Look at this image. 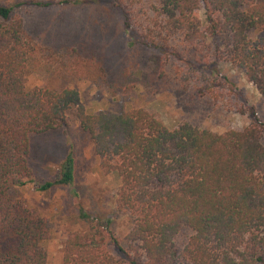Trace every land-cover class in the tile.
I'll list each match as a JSON object with an SVG mask.
<instances>
[{
    "label": "trees",
    "instance_id": "obj_1",
    "mask_svg": "<svg viewBox=\"0 0 264 264\" xmlns=\"http://www.w3.org/2000/svg\"><path fill=\"white\" fill-rule=\"evenodd\" d=\"M104 3L121 15L129 47L155 50L159 77L161 57L175 58L200 97L218 100L219 87L234 88L220 75L227 63L264 100V0H0V264H49L43 243L53 223L16 190L33 181L34 138L67 131L69 115L93 143L104 174L119 181L116 207L132 228L121 238L113 216L79 206L88 228L69 234L62 264H264V125L255 107L241 108L248 127L218 134L188 122L169 129L144 108L93 113L68 87L28 89L35 44L25 10ZM73 20L62 33L90 56L111 60L110 78L122 73L121 52L107 40L109 19L84 11ZM134 87L126 85L124 99ZM75 175L70 145L53 178L35 190L70 188ZM184 228L192 234L180 250Z\"/></svg>",
    "mask_w": 264,
    "mask_h": 264
},
{
    "label": "rangeland",
    "instance_id": "obj_2",
    "mask_svg": "<svg viewBox=\"0 0 264 264\" xmlns=\"http://www.w3.org/2000/svg\"><path fill=\"white\" fill-rule=\"evenodd\" d=\"M131 1L136 6L149 0ZM84 11L97 16L101 13L109 19L108 43L121 52L124 63L122 73L115 75L114 81L108 71L111 60L104 63L102 59L90 56V50L84 48L80 40L62 33L66 30V23L74 21L73 17L82 16ZM25 16L35 44V54L28 67V89H75L85 107L93 113L120 112L123 107L127 110L144 108L169 129L188 122L218 134L230 129L241 131L251 124V117L241 113L243 107H255L257 118L264 125V100L243 74L227 63L222 64L220 75L228 77L234 88L228 84H225V89L219 87L222 93L218 100L213 96L200 97L196 92V80H185L181 63L175 58L161 57L164 75L159 77L151 57L156 54L155 50L140 45L129 47L121 15L108 3L28 8ZM97 36L89 40L97 42ZM80 57L85 60L78 64L76 60ZM126 76L132 81L125 83L135 84L128 99H124L127 84L121 85ZM69 123L67 131L34 138L33 181L16 190L17 196L25 198L31 207L53 223L51 238L43 243L49 264L63 263L64 247L70 233L87 230V224L78 218L79 206L92 215L113 216V228L121 238L132 228L131 218L119 213L116 207L119 181L114 175L104 174L93 143L82 132L73 115H69ZM70 145L76 166L74 185L52 192L36 191L35 183L53 178ZM191 234L186 228L180 231L176 239L180 250Z\"/></svg>",
    "mask_w": 264,
    "mask_h": 264
}]
</instances>
